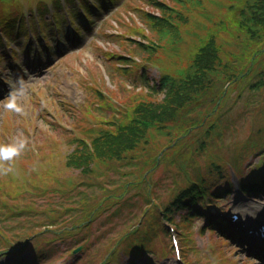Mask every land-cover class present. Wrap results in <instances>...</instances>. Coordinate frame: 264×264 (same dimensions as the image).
I'll use <instances>...</instances> for the list:
<instances>
[{
  "label": "rangeland",
  "instance_id": "rangeland-1",
  "mask_svg": "<svg viewBox=\"0 0 264 264\" xmlns=\"http://www.w3.org/2000/svg\"><path fill=\"white\" fill-rule=\"evenodd\" d=\"M160 1L165 2L169 8L180 7L185 10L186 13H189L190 20L182 26L183 38L167 36L162 45L156 47V52L143 51L136 39L141 36L138 33L141 30L146 35L145 38L141 37L148 43L150 40L153 42L161 40V36L156 30L145 31L142 28H148L147 22L142 16H145L147 11L158 15L160 14L159 9L150 5V0H119L112 3L109 9L102 11L101 15L96 18L95 27H98L102 25L105 15L111 13L110 9L116 7L115 14L109 16L108 22L101 28V30L103 29L102 41L98 37L89 48L86 45L74 54L67 53V49L73 47L72 44L61 49L57 46L53 49V44H50L52 45L51 56L47 54L46 56L33 55L32 62L36 61L34 62L36 64L40 60L39 62L43 63L42 67H48L53 62L44 77L41 72L36 76L35 73L29 72L33 77L32 81H29L26 77H22L24 75L15 68L12 61L3 58L0 62V143L12 142L21 136L30 139L28 147L22 151L21 159H25L26 156L29 161H33L34 165H30L28 169L32 173L36 171V174H33L35 177L45 170L46 167H42L43 165L51 163L52 166L54 163L59 184H56V187H61V191L52 187L50 194L43 195L41 185L36 183L37 186L33 184L25 186L27 191L21 193L14 202H10V207L18 209L20 214L5 216L3 211L0 212V225L3 229L9 230L12 235L17 232H23L24 235L37 232L26 245L27 249L36 253L35 260L38 262L33 264H127L134 259L128 252L129 249L137 241V237L145 232L151 233L149 234L150 242L147 245L148 252L145 253V256L142 255L143 258L140 256L139 261L149 260L153 264H183L175 258L167 233H163L156 223L153 224L155 220L160 219V209L165 210L172 204L179 193L186 188L187 179L197 180L201 175L203 179L206 177L207 181L211 180L218 187L229 182L238 186L239 179L247 178L252 170L262 164L264 144L261 143V139L264 138V134L258 132L257 129L264 123V88H249L251 83L259 79V77L255 78V74H253L252 79L243 81L241 95L237 84L239 77L232 81L231 87L227 89L229 94L225 105L222 111L216 115L219 121L215 123L212 132H215L214 136L197 133L184 143L182 147L184 155L192 153L197 156V161H191L182 154L178 155L179 158L165 155L162 156L158 166L147 173L152 166L150 161H155L157 158L153 156H156L162 148L170 143L166 135L155 132L152 135L150 147L140 148L135 153L129 167L120 163L102 165L95 173V178L89 180V178L83 177L80 170L68 166L67 155L73 149L75 138L71 134L72 131L90 139L96 130L107 126L101 122L104 121L103 119H93L92 114L97 106H102L103 109L111 107L103 105L101 101L94 100L104 98V93L112 94L119 99L124 108L130 110L134 99L124 95L134 92L129 90V86H146L148 84V77L142 74L140 66L131 64V68H120L125 65L122 62H112V59L105 61V54L110 56L122 52L134 55L136 59L142 61L141 66L151 65L149 70L147 68L149 78L152 79V83L157 84L161 72L169 75H173V72L175 74L180 72L176 71V68L185 67L182 64L183 56L185 52L194 49L200 43L198 38L204 35L203 29L215 27L228 13L223 4L224 0L205 1V3H203L204 0H186L180 6L178 0ZM10 2L0 3V15L7 11L8 14L24 13L26 18L30 17L31 10H27V0H11ZM50 2L51 0H33L35 5L48 3V7L51 6ZM27 6L30 9L31 6L29 4ZM37 9L36 7V10L32 11L35 15ZM189 9L191 10L187 11ZM204 15L213 20L205 19ZM49 20L47 19L45 22L47 29H49ZM63 21H67V19L65 18ZM181 23L183 22L177 19L176 25ZM64 33L69 34V30L66 29ZM229 34H234L232 28H229L228 33L223 35L229 37ZM81 35H84V38L79 39L82 42L89 43L92 39L89 32L83 31ZM19 38L17 41L23 40ZM17 41L14 43H18ZM24 41L27 42V40ZM12 46L15 47L13 44ZM239 46L243 48L241 44ZM4 50L8 51L0 45V55ZM227 51H238L236 40L230 39ZM156 53L164 56V59L158 64L166 66L169 70L162 69L155 62ZM159 58L161 59V57ZM256 62L257 58L254 56L253 63ZM38 63L33 66V69H39ZM240 73L241 71H230L229 75L234 76ZM1 77H4L5 80L3 81ZM19 79H22L21 83H19ZM13 90L18 93L23 90L19 101L23 105L22 112H15L5 106L7 97ZM138 90L143 92L150 88ZM162 96L163 94L160 93L158 99ZM87 102L91 104L93 110L88 108L86 116L90 118L87 119V123H83L81 107ZM98 112L99 117L104 116L100 113L101 110ZM105 113L108 115L111 110L107 109ZM192 117L195 115L192 114ZM256 131L258 134L255 137L260 139L257 149L245 150V146L251 142L252 138L250 137ZM206 136L207 140L204 143H206L207 150H204L200 143ZM216 140L220 143H217ZM33 148H35L33 152L36 154L54 155V161L44 157H37L39 161L34 160L30 151ZM216 157H221L226 161L223 164V174L214 167L213 171L209 172L212 167L211 165L207 167V163H211L212 159ZM185 168H189L186 171L187 175L184 173ZM146 173L150 187L145 183L138 187L128 188L119 200L111 199L106 201L108 203L104 202L89 222L86 221V218H82L78 228L72 227V222L75 221L80 208L94 211V206H98L107 193L114 196L123 191L122 187L125 182L135 180L138 175L143 177ZM5 177L6 174H3L0 179ZM23 180L27 181L24 177L19 181ZM70 180L77 184L84 181L81 184L83 189L79 190L81 189L79 187L74 189L79 191L70 192L66 188L67 183L71 184ZM88 181L92 183V186H87ZM217 186L209 187L208 191L212 192L218 188ZM64 191H68V193L66 194ZM103 193V197L100 198ZM35 196L48 197L47 202H44L46 199H37ZM0 200H3L1 194ZM154 202L157 206H152ZM251 204L255 205L256 201L246 198L238 192H233L232 195L219 201L214 199L211 209L207 206V209L203 208L202 217H193L192 229L197 242H195V246L186 245L185 261L188 264H227L224 261L232 259L235 263L228 264H264L257 254L249 252L248 244L243 247L244 244L228 241L227 244L221 245L218 242V234L211 236L207 234V231L199 232L201 228H204L205 214L216 216L220 210H225L227 213L240 212L243 207L248 208ZM146 210L147 213H145ZM45 213L51 216H47ZM182 215L180 210H175L172 214L173 220L169 222L175 226V223H180L181 228L186 227L187 224ZM46 221L56 223L53 231L43 230ZM130 228H137L138 234L131 232ZM127 232L130 235L125 237ZM246 240L248 239H243V242H247ZM257 245L259 246V244ZM79 246H81V250L75 253L73 250ZM0 264H3L1 260Z\"/></svg>",
  "mask_w": 264,
  "mask_h": 264
},
{
  "label": "trees",
  "instance_id": "trees-1",
  "mask_svg": "<svg viewBox=\"0 0 264 264\" xmlns=\"http://www.w3.org/2000/svg\"><path fill=\"white\" fill-rule=\"evenodd\" d=\"M240 24L251 38L258 41L264 38V0H256L248 5L242 14ZM218 62V46L215 40H210L194 56L191 69L186 77L183 80L172 82L164 103L141 102L135 109L137 119H131L128 124L120 125L114 133L102 132L94 138L92 145L85 143L84 140L77 142L76 149L68 156L69 158L67 157L68 166L88 172L96 159L123 160L130 151L147 140L148 132L155 128V125L158 128L162 127L176 116L180 107L209 95L210 90L207 87L212 83ZM139 119L149 120L151 127L149 128ZM41 155L50 160H53L54 156L52 154L49 156L46 153H41ZM44 176L50 178L52 172L46 171ZM253 189L262 192L264 186L258 189L251 185L244 187L246 192ZM200 194L199 185L195 183L179 196L178 205L195 211V203L201 198Z\"/></svg>",
  "mask_w": 264,
  "mask_h": 264
},
{
  "label": "clouds",
  "instance_id": "clouds-1",
  "mask_svg": "<svg viewBox=\"0 0 264 264\" xmlns=\"http://www.w3.org/2000/svg\"><path fill=\"white\" fill-rule=\"evenodd\" d=\"M23 95V90L18 93L16 90L10 91L7 97L6 107L15 112H22L23 105L19 102L20 96ZM29 144L27 137L21 136L12 142L0 143V162H12L15 157L21 154ZM11 169L0 165V171L7 173Z\"/></svg>",
  "mask_w": 264,
  "mask_h": 264
},
{
  "label": "bare ground",
  "instance_id": "bare-ground-1",
  "mask_svg": "<svg viewBox=\"0 0 264 264\" xmlns=\"http://www.w3.org/2000/svg\"><path fill=\"white\" fill-rule=\"evenodd\" d=\"M251 211V210H250ZM249 212V210H247V209H242V214L243 215H246L247 213ZM255 214V213H254Z\"/></svg>",
  "mask_w": 264,
  "mask_h": 264
}]
</instances>
